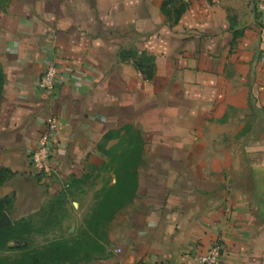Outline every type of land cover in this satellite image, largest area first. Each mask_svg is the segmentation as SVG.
Instances as JSON below:
<instances>
[{"label": "crops", "instance_id": "1", "mask_svg": "<svg viewBox=\"0 0 264 264\" xmlns=\"http://www.w3.org/2000/svg\"><path fill=\"white\" fill-rule=\"evenodd\" d=\"M263 2L12 0L0 10L1 194L29 216L93 170L106 185L128 172L88 264H186L215 241L218 264H264ZM51 65L50 96L39 80ZM49 117L50 170L34 175Z\"/></svg>", "mask_w": 264, "mask_h": 264}, {"label": "rangeland", "instance_id": "2", "mask_svg": "<svg viewBox=\"0 0 264 264\" xmlns=\"http://www.w3.org/2000/svg\"><path fill=\"white\" fill-rule=\"evenodd\" d=\"M11 1L0 0V10ZM3 82L0 72V100ZM105 173L93 170L76 191L65 188L29 216L22 215L12 195L0 191V264H88L99 257L113 214L131 191L128 172L122 174L125 184L108 186L102 183ZM11 176L0 167V188Z\"/></svg>", "mask_w": 264, "mask_h": 264}, {"label": "built area", "instance_id": "3", "mask_svg": "<svg viewBox=\"0 0 264 264\" xmlns=\"http://www.w3.org/2000/svg\"><path fill=\"white\" fill-rule=\"evenodd\" d=\"M189 3L193 0H182ZM259 25L264 29V2L260 4ZM57 85V70L48 66L39 80L40 88L48 95H52ZM60 125L56 118L49 117L45 122V129L39 135L35 148L28 156V164L34 175H40L50 170L49 162L53 154V137ZM223 254L219 242H211L201 254L192 255L186 264H218Z\"/></svg>", "mask_w": 264, "mask_h": 264}, {"label": "trees", "instance_id": "4", "mask_svg": "<svg viewBox=\"0 0 264 264\" xmlns=\"http://www.w3.org/2000/svg\"><path fill=\"white\" fill-rule=\"evenodd\" d=\"M6 170H2V175H3V173L5 172ZM2 179H3V176H2Z\"/></svg>", "mask_w": 264, "mask_h": 264}]
</instances>
